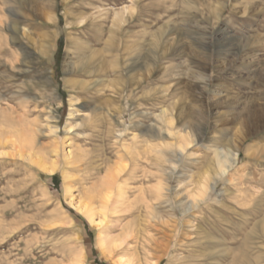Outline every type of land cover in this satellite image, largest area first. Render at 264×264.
Segmentation results:
<instances>
[{
  "label": "rangeland",
  "instance_id": "1",
  "mask_svg": "<svg viewBox=\"0 0 264 264\" xmlns=\"http://www.w3.org/2000/svg\"><path fill=\"white\" fill-rule=\"evenodd\" d=\"M16 1L10 0L18 10V18H12L0 0V94L8 96L0 102V116L7 108L15 129L0 117V264H120L118 252L108 254L99 246L98 228L114 236L131 230V251L124 258L136 264H264V0H228L219 29L238 40L220 47L214 32L206 48L192 31L197 25L211 26L213 15L202 6L205 14L199 11L191 18L194 9L186 0H43L51 19L35 0ZM191 1L201 7L205 0ZM116 12L122 23L110 38L108 28ZM5 18L13 22L20 42L11 41L1 21ZM78 38L95 40L91 74L78 70ZM21 46L31 55L30 72L22 77L7 67L21 65ZM42 69L51 79L47 93L31 84L19 97L12 96L21 88L20 80L37 82ZM76 82L83 83L74 86ZM50 93L53 98H43ZM164 108L170 128L176 131L192 119L194 125H203L204 133L201 142L190 145L191 157L181 159L171 180L143 162L144 157L161 164L162 157L141 143L149 140L161 150L163 142L176 143L175 137L159 138L163 125L157 116ZM48 121L58 126L54 137L44 133ZM20 129L27 131L22 135L30 138L28 146ZM8 135L12 139L5 142ZM14 139L18 141L12 146ZM228 144L238 165L191 213L194 230L187 227L188 214L169 246L176 222L169 215L178 214L177 209L164 210V197L142 201L139 191L149 199L159 183L172 189L177 180L200 181L207 167L210 174L215 170L207 147ZM29 146L38 155L30 157ZM135 146L142 166L131 175ZM38 157L55 170L39 169ZM107 174L129 185L130 207L111 213L114 197L105 210L96 197L92 203L100 224L90 225L79 209L89 201L87 190ZM171 195L168 200L176 208L181 197ZM154 206L162 221L151 218ZM205 237L208 248L201 250L196 241Z\"/></svg>",
  "mask_w": 264,
  "mask_h": 264
},
{
  "label": "bare ground",
  "instance_id": "2",
  "mask_svg": "<svg viewBox=\"0 0 264 264\" xmlns=\"http://www.w3.org/2000/svg\"><path fill=\"white\" fill-rule=\"evenodd\" d=\"M186 1H187V4L189 6H191L192 9H194L193 12H191V13L188 12L189 14L187 13L188 15H190L191 18H196L197 17V13L199 11H201V10L203 11V8L204 7L205 8L207 7L209 9L208 13L213 15L214 22H213V24L211 26H208L209 25L207 23L208 21L205 20L206 23H207L206 26H200V27H198V25H197L198 28L196 27V30H194V32L192 31V33L194 34V36L198 37L196 39H198L197 41H199V43L203 47L206 48L208 43H213L211 41L210 36L212 34H214V32L215 33L217 32V34H216L217 37L215 39V42L220 47H225L227 45V44L226 45L224 44L225 41L230 42V40H231V41H234L235 42V41L238 40L237 38H231L228 35V32H225L224 30L219 29V24L221 22V18H222L223 12L225 11V9L228 6V0H214V1H209V2L207 0H205V1H203V4H201V7L196 6V4H195L194 1H191V0H186ZM19 2H20V0H17L15 2V4H18L19 5ZM2 3H3L2 5L5 6L4 7L5 8V11H6V13H7V15L9 17H12V18H16L17 17L18 18V15H17L18 10L15 7H13V6L10 5V3H11L10 0H2ZM34 3L36 4V6L39 7V9L45 14V16L47 18L51 19L50 18L51 16L47 13V10L49 9L48 4L44 3L43 0H35ZM50 3H52V1H50ZM202 6H203V8H202ZM184 7H186V6H184ZM185 9H187V7ZM185 9H182V10L185 11ZM127 11H128V9H127ZM203 14H205V13H203ZM203 14H202V16L200 18L202 20L204 19L203 18ZM205 19L209 20L208 19V16L205 17ZM1 21L4 24L3 27H5L7 29V31H9L11 33V38L9 37L11 39V41H14V40L15 41H19L18 40L19 39L18 36L14 32V24H13V22L10 21L9 19H6V18L4 19V22H3L2 19H1ZM120 23H122V20L118 17V13L116 12V13H114V15L112 17L110 28H108L109 29L108 30V32H109V35L108 36L110 38L113 36L112 29L115 28ZM194 29H195V26H194ZM23 32H24V29H23ZM184 32H185V30H184ZM19 33H21V32H19ZM23 36H24V33H23ZM109 37H107L108 39H106L107 42L110 39ZM77 41H78V46H79V48H78L79 49V51H78L79 53H77L78 54L77 57L79 59H81V62L79 63L80 66H79V69L78 70L80 72H85V73L91 74V71H90V67L89 66H90V64L93 63L92 61L96 57V54L94 53V49L92 47V43H94L95 40L94 39H90V38H86V39L85 38L84 39L78 38ZM207 41H209V42H207ZM96 42H98V41H96ZM40 46H43V45H40ZM38 51H39V53H40V55L42 57L45 56V52H43L41 49H39ZM17 53L20 55V60L17 61V62H20L21 65L20 66H15L14 64H11L10 63L11 65L10 66H7V67H9L10 71H12L13 73H15L16 76L22 77V76H24L26 74L28 75V73L30 72L29 71V68L30 67L27 65V59L31 55L28 54L27 49L24 46H21V48L18 49V52ZM4 64H5V62H4ZM72 69L75 70V67L72 68ZM74 70L73 71H67L68 72L67 74H69L71 72H74ZM47 71L48 70H45V69H42L40 71L41 76L37 79V82L36 81L34 82L33 80H30V79H28V80H30L28 82L23 81L24 79L22 81L20 80V83L19 84L21 85V88L20 87L17 88L12 93V96L13 97H19V95L21 94L22 90L24 88H30V85L31 84L36 85L42 91L46 92V87L51 82V79H50L49 75H47ZM3 74H2V76H3ZM12 78H14V77H12ZM6 79H8V77ZM73 81H74V79H73ZM70 83H71V81H70ZM82 83L83 82H76L73 85L74 86L75 85H81ZM42 96L46 100H50L51 98L54 97V95L52 93H50L48 95H42ZM7 97H5V94H0V102L7 101L8 100ZM20 98H24V97H20ZM17 100H18V98H17ZM7 105H9V104H7ZM7 105H5V106H7ZM4 109H5V111L2 112V115L0 117H2L3 120L6 119V121L4 120L5 121L4 124L8 128L12 127V129H13V126H10V124L8 122V113H9L8 112V109L5 108V107H4ZM2 110H3V108H2ZM12 110L15 111L13 108H12ZM12 112H10V113H12ZM3 113H5V114H3ZM17 115H18V113H17ZM71 115H72V113H71ZM157 117H158V120L163 125L162 129L159 132V138L162 139L163 137H175L176 138V143H173L172 144V143H164L163 142V145H164L165 150H161V149L158 148V145L157 146L156 145L155 146L154 145L152 146L149 140H144L143 142H141V143H143V146L146 149H149L150 151H153V152H156L157 154H159L162 157V161H160L161 164L160 163L154 164V163L151 162V160H149L147 158L145 159L143 157V160H144L143 162L146 163L148 166H151V167L152 166H156V170L158 172H161L162 174H164L167 177V179H170L171 180L176 175H178L177 169H178V165H179L181 159L183 157H185V156L191 157L192 153L189 150L190 145L192 143H198V142H201L202 141L203 135H204V133H203V125H201L199 122H197V124L194 125V123H192V119H187V120L183 121V123L181 124L180 128H177L176 131H175V128H170L169 127L170 126L169 125L170 124V120H169V113H168V110L167 109H165V108L162 109ZM44 118H47V117H44ZM22 119L21 120L19 119V121H22ZM53 119H54V117H53ZM1 121H2V119H1ZM23 123L22 124H19L18 123V124L21 126V125H23ZM1 124H2V126L4 125L3 122ZM26 124L23 125V127L24 126L27 127L28 125H26ZM31 124L34 125L33 123H31ZM35 124H36V122H35ZM69 124H71V123L68 122V124L66 125V127L68 126V130L66 132H68L70 130V128H71V125H69ZM81 124H82V122H81ZM13 125L15 126V124H13ZM20 128H22V127H20ZM44 128H45L44 129V133L48 134L49 136H53L54 137V136H56V134L58 132V126H57V124H56L55 121L54 122H49V121L46 122L44 124ZM27 129H28V127H27ZM13 130H15V129H13ZM13 130H11V131H13ZM3 131H5V130H3ZM162 131H163V133H162ZM22 132L23 131L20 129V132L19 133H21L20 135L22 136V139L21 140H22L23 143L26 144V146H28V144H29L28 142H30V138L27 135H25V136L22 135L23 133L25 134L27 131L26 132H23V133ZM172 132H174V133H172ZM12 134H11V136L12 137H15L13 135H16V133H14L13 135ZM28 134H29V132H28ZM11 136L9 137V135H8L9 138H6L5 137L6 139H8L5 142L10 141V139H12ZM215 137H217V136H215ZM14 140L15 141H12V146H15L16 141H18V139L17 140L14 139ZM207 149L211 153V156H212L211 157V161H212V163L214 165V168H215L213 174H210L209 167H207L205 170H203L202 179H200V181L195 182V181L191 180V177L186 178L185 179V182H183L181 180H177V182H176L177 184L176 185H173L174 187L172 189L164 188L163 185L161 183H159L154 188V191L153 192H150L151 195L149 196V199H147L148 196L146 194H144L142 191H139L140 198H141L142 201L143 200H151V199L158 200L159 198L164 197V198H167V200L164 202V204H165V206L163 207L164 210L168 209V211H171L172 212V211H174V210L177 209L178 214L173 215V214L170 213V215H169L170 217L174 216V218H176V222H175V225H174L173 230H172L173 235H171V237L169 239V246L172 245V243L174 242V237H175L176 231H177L176 229H177L178 225H181L182 224V218L185 219V217H188L189 216L188 214H190V217H189L190 219H188L186 221L187 222V227L190 229V231H193L194 230L193 226H190L189 225L192 222H194V220H191V218L193 217V215L191 213L194 212V211H196L200 207V205L205 202V200L208 198L209 193H211L212 190L215 188L216 183L219 180H221L223 177H225V175L229 171H231L234 167H236L238 165V157H237V154L235 152V149L232 148L230 144H228V145H211V146H208ZM16 150H18V149H16ZM19 150H21V149H19ZM34 150H35L34 147L29 146L28 152H29L30 157H31V155H35L36 156L37 152L35 151L36 152L35 153ZM26 152H27V150H26ZM14 153H15V151H14ZM16 153H17V151H16ZM131 158H132V161H133V166L131 168V175H134L135 174V171L137 170V168L142 166V164H141L142 163V160L140 158V155H139V153L137 151L136 146L132 150ZM35 164H36V166L39 169H41L42 171L47 172V173H52L55 170V165H52L50 167H46V166H44V163L42 162L41 158H39V157H38V160L35 162ZM141 171H142V169H141ZM189 186L192 188L191 191L190 190H187V187H189ZM127 189H129V185L128 184H125V185L118 184L117 183V180H116V176H114L112 174H107L106 176H104L101 179L99 185L94 186V187H91L90 189L87 190V194L86 195H87V199L89 201H88L87 204L84 203L82 206H80V209L79 210L86 217V219L88 220V222H89L90 225L99 226L100 223L95 219L97 217H96V214H95V208H94L95 206L92 203V201H93L92 199H94L96 197L99 198L102 201V205L100 207H101V209L105 210L106 207H107L108 201H110L109 200L110 197L113 196L114 197V202H113V205L111 207V211L110 212L111 213H119L120 214V213L126 212L129 209V207H130V206L128 207V205H129L128 204L129 197L127 195ZM170 191L172 192V195H171L172 197H173V195L175 197H178V196L181 197V199L177 202V204H175V205H177L176 208L173 205H171V203L168 200V198L170 196ZM65 192H66V195L69 196V194H70L69 188H66L65 189ZM93 202H95V201H93ZM158 206H154L153 207V210H154V212H155L156 215L155 216H152L151 218L153 220L162 221V216L159 215L161 211L157 209ZM104 212H103V214H104ZM199 212H201V211H199ZM197 213H198V211H197ZM199 214H202V213H199ZM98 229L100 230V233H99L100 234V237H99V246L101 247L102 250H104L105 252H108V254H110L111 252H114V253L115 252H118L119 253V255H118L119 256V263L120 264H136V262H134V259H129V258L128 259H125L124 258L126 256V252L127 251L128 252L131 251V248L129 246V242L127 241V236L129 237V235H132V234H130V231L131 230L130 231H126L124 229V230H122V232L120 234L114 236V235H112L108 231L105 232L101 228H98ZM207 239L208 238L205 237V239L197 240L196 241V243L198 244L197 247L198 248H203L201 250H204V249L208 248ZM210 245H212V244H210ZM166 255H167V251H165L163 257L166 256ZM200 257H201V255H200ZM202 258H205V257H202ZM159 262H158V264H159Z\"/></svg>",
  "mask_w": 264,
  "mask_h": 264
}]
</instances>
